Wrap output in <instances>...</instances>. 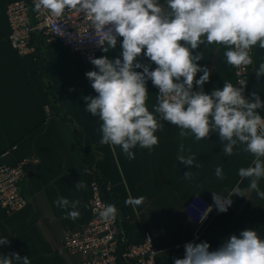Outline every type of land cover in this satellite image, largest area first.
I'll use <instances>...</instances> for the list:
<instances>
[{
    "label": "crops",
    "instance_id": "1",
    "mask_svg": "<svg viewBox=\"0 0 264 264\" xmlns=\"http://www.w3.org/2000/svg\"><path fill=\"white\" fill-rule=\"evenodd\" d=\"M11 1L0 0V163L15 165L22 159L33 160L20 184L28 206L11 215L0 207V239L9 240L0 245V257L19 253L21 259L29 257L31 264H82V257L64 249V239L89 223L91 184L96 179L110 188L106 198L117 208L123 238L128 243H141L149 232L159 264L183 259L185 245L190 242H207L209 251H215L230 236L239 237L246 229L257 231L264 239V199L248 189V179L241 181L238 175V170L250 166L254 159L242 145L226 157L217 132L200 141L191 134L182 138L180 129L160 120L159 114L157 119L164 127L155 133L159 143L151 151L137 145L132 149L135 158L129 159L120 146L113 149L101 144L102 122L86 111L84 99L97 95L86 77L88 71L97 69L60 42L39 37L33 40L36 54L20 55L8 38L11 29L6 10ZM121 44L119 37L115 49L102 50L97 58L122 59ZM226 50V46L216 44L192 50L193 55L202 53L203 59L197 63L209 71V80L202 86L206 94L222 89L226 81L236 86V68L227 64ZM254 56L246 99L254 102L255 92L264 103V77L258 79L256 75L264 63V49L255 46ZM135 62L149 66L150 71L156 68L143 53ZM134 70L143 72V68ZM201 75L197 73L195 79ZM146 87V104L149 111H154L158 88L151 80L146 81ZM193 89L201 90L195 83ZM257 112L264 117V107ZM76 128L85 134V140ZM193 154L198 167H187L177 160L179 155ZM217 166L223 169V180L215 175ZM188 171L193 173L191 179L184 178ZM80 180L85 187L77 189L75 184ZM237 183L247 190L246 197L233 196L227 212H220L213 193L227 197ZM258 183L264 191V178ZM197 195L212 207L200 229L184 212ZM129 196H143L144 201L129 206L125 204ZM59 197L79 201L78 219L65 218L72 209L57 207L54 202Z\"/></svg>",
    "mask_w": 264,
    "mask_h": 264
},
{
    "label": "clouds",
    "instance_id": "2",
    "mask_svg": "<svg viewBox=\"0 0 264 264\" xmlns=\"http://www.w3.org/2000/svg\"><path fill=\"white\" fill-rule=\"evenodd\" d=\"M33 10L55 19L66 12H83L85 23L95 30L104 52L115 49L117 38L122 37V59H91L97 70L86 73L97 93L84 97L86 111L102 122L101 144L113 149L120 146L129 159L135 158L132 149L137 145L151 151L159 143L155 133L164 127L156 114L178 127L182 138L191 134L200 141L217 132L224 156H232L234 148L242 145L243 151L254 157L250 166L238 170V175L241 181L248 179V189L264 199L258 183L264 178V117L257 112L264 103L255 92L254 102L246 99L244 84L234 86L227 81L222 89L206 94L202 86L209 80V71L197 63L203 59L202 53L193 55L192 51L201 45H224L228 65L237 69L251 65L252 48L258 45L264 49V0H34ZM142 53L154 62V70L135 62ZM139 68L143 72L134 70ZM199 72L203 75L195 79ZM256 75L258 79L264 77V63ZM147 80L159 89L154 111H149L146 104ZM194 83L200 91L193 90ZM177 160L187 167H198L194 154L179 155ZM215 175L223 180V169L217 166ZM192 176L190 171L184 173L185 179ZM75 187L82 189L85 184L80 180ZM246 192L237 183L227 197L213 193V201L220 212H227L232 197H246ZM143 201V196H129L125 204L136 207ZM54 203L72 209L65 218H79V201L59 197ZM117 214L115 205L99 210L106 222L115 220ZM8 243L7 238L0 239V245ZM209 247L207 242L187 243L185 257L174 264H264V239L252 229L243 230L239 237L230 236L215 251H209ZM0 264L31 262L27 256L21 259L19 253H12L0 257Z\"/></svg>",
    "mask_w": 264,
    "mask_h": 264
},
{
    "label": "built area",
    "instance_id": "3",
    "mask_svg": "<svg viewBox=\"0 0 264 264\" xmlns=\"http://www.w3.org/2000/svg\"><path fill=\"white\" fill-rule=\"evenodd\" d=\"M33 9L34 0H13L7 6L11 29L8 38L20 55L27 57L36 54L37 47L33 44L35 37L47 42H60L82 56L86 62L97 58L102 51L95 30L85 23L83 12L79 14L66 12V15L55 19L38 14ZM250 55L253 59L251 65L236 68V86L244 84L245 98L249 92L254 67L255 47L252 48ZM32 160L22 159L15 165L0 163V207L7 215L23 211L28 206V198L20 191V184L26 177V168ZM109 189L102 180L93 181L91 219L83 229L66 236L64 249L72 256L82 257V264H159L158 250L149 232L145 233L143 242L128 243L122 236L118 214L113 221L106 222L100 218L99 210L105 205H112L106 198ZM211 211L210 204L198 195L194 196L184 210L187 218L195 223L197 229L206 223Z\"/></svg>",
    "mask_w": 264,
    "mask_h": 264
},
{
    "label": "trees",
    "instance_id": "4",
    "mask_svg": "<svg viewBox=\"0 0 264 264\" xmlns=\"http://www.w3.org/2000/svg\"><path fill=\"white\" fill-rule=\"evenodd\" d=\"M75 131H77V132L79 133V135H81V136L84 138V140L86 139V136H85V134H84L82 131H80V129L76 128V130H75ZM85 146L87 147V144H86V142H85Z\"/></svg>",
    "mask_w": 264,
    "mask_h": 264
}]
</instances>
